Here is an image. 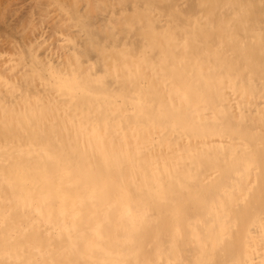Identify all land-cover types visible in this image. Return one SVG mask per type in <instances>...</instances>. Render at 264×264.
<instances>
[{"label":"bare ground","instance_id":"obj_1","mask_svg":"<svg viewBox=\"0 0 264 264\" xmlns=\"http://www.w3.org/2000/svg\"><path fill=\"white\" fill-rule=\"evenodd\" d=\"M0 264H264V0H0Z\"/></svg>","mask_w":264,"mask_h":264}]
</instances>
